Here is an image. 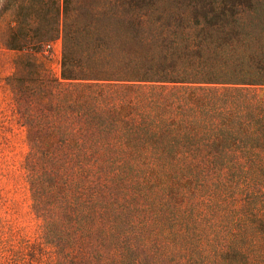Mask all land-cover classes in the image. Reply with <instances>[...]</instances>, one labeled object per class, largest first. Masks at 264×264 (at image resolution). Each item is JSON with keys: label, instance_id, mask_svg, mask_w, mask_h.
I'll return each mask as SVG.
<instances>
[{"label": "trees", "instance_id": "trees-1", "mask_svg": "<svg viewBox=\"0 0 264 264\" xmlns=\"http://www.w3.org/2000/svg\"><path fill=\"white\" fill-rule=\"evenodd\" d=\"M236 1L16 0L6 85L40 233L0 264H264V23L220 21Z\"/></svg>", "mask_w": 264, "mask_h": 264}, {"label": "rangeland", "instance_id": "rangeland-1", "mask_svg": "<svg viewBox=\"0 0 264 264\" xmlns=\"http://www.w3.org/2000/svg\"><path fill=\"white\" fill-rule=\"evenodd\" d=\"M16 0H0V249L1 253L16 248L20 244L33 242L40 233L39 221L30 208V198L21 162L27 150L25 127L21 124L19 114L15 111L12 93L6 85V77L15 70L14 61L19 54L8 49L4 41L9 30L20 22L27 9L19 6ZM245 12L239 16L221 17L220 21L237 20L245 25L256 22L264 23V0H237ZM260 8L256 16L247 10L248 7ZM217 20V21H219ZM161 21L185 22L204 21L200 15L164 16ZM229 31V30H227ZM251 38L257 34L246 26ZM47 64L51 74L60 72L61 39L54 40L46 47Z\"/></svg>", "mask_w": 264, "mask_h": 264}]
</instances>
